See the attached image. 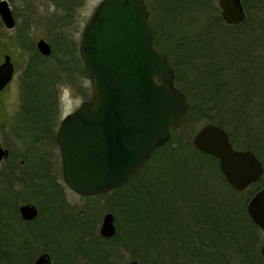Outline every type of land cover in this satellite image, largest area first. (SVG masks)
<instances>
[{"label":"trees","instance_id":"1","mask_svg":"<svg viewBox=\"0 0 264 264\" xmlns=\"http://www.w3.org/2000/svg\"><path fill=\"white\" fill-rule=\"evenodd\" d=\"M48 1L56 9L51 14L31 12L15 24L18 45L27 52L18 74L25 110L40 112L42 127L55 120L45 112L58 113L59 86L66 85L83 100L92 95L91 84L83 82L89 76L78 38L70 30L82 0ZM144 1L154 44L169 57L175 85L189 102L187 115L125 184L95 194L109 195L103 206L114 217L112 236L98 234L101 217L90 209L86 221L71 218L66 240L56 241L54 250L46 245L42 250L50 252L52 264H73L76 257L89 264L124 259L138 264H264L260 228L246 212L249 198L264 186V67L251 62L242 37L260 0H240L246 17L238 24L223 21L215 0ZM33 26L45 28L49 55L36 49ZM2 28L0 20V35ZM206 122L224 128L233 147L254 152L263 165L258 181L237 192L225 180L217 158L192 145L195 131ZM228 240L238 255L233 261L225 249ZM165 246L172 259L162 256ZM1 252L0 264H31L29 254Z\"/></svg>","mask_w":264,"mask_h":264},{"label":"water","instance_id":"2","mask_svg":"<svg viewBox=\"0 0 264 264\" xmlns=\"http://www.w3.org/2000/svg\"><path fill=\"white\" fill-rule=\"evenodd\" d=\"M217 2L226 23L237 24L245 18L240 0ZM0 19L6 28L15 25L7 0H0ZM35 47L42 55L51 52L44 38H39ZM78 52L92 95L60 119L55 141L64 183L78 194L93 195L125 184L152 151L169 139L171 130L182 124L189 102L175 85L169 57L154 44L144 0H100L82 26ZM13 72L10 56L5 54L0 62V89ZM192 145L217 158L221 173L234 190H243L263 173L254 152L233 147L226 130L215 123L200 125ZM20 211L29 218L35 208L24 204ZM246 212L264 231V186L249 198ZM114 233L113 214L106 211L98 234L110 237ZM260 253L264 258V238ZM33 264H50L49 254L40 253ZM126 264L138 261L131 259Z\"/></svg>","mask_w":264,"mask_h":264},{"label":"flooded vegetation","instance_id":"3","mask_svg":"<svg viewBox=\"0 0 264 264\" xmlns=\"http://www.w3.org/2000/svg\"><path fill=\"white\" fill-rule=\"evenodd\" d=\"M259 5L258 9H261L262 14H250L251 21L245 29L252 34L245 33L244 38L249 47L248 53L253 50L252 45H255V48L256 45L260 46L255 54L250 52L251 61L264 67V0H260ZM11 12L14 16L12 9ZM256 29H259L257 33ZM5 54L7 53L0 54V62ZM13 81L11 78L0 89V250L2 254L17 252L9 245L17 242H20V245L27 239L34 243L44 242L47 248L52 250L56 241L66 240L65 235L69 232L71 218L79 221V217H82L83 221H86L88 204L81 202L78 211L66 205L63 207L65 197L57 186V178L63 181V177L62 173L61 176L57 173L58 162L61 171V161L55 141L61 117L58 118L56 111L45 112V117L53 116L55 120L50 127H42L41 113L25 110L23 82L18 79L16 90L12 91L10 85ZM10 91L13 94H9V97L13 100L7 99ZM63 184L80 199L95 196L78 194L68 188L64 181ZM24 204L34 206L33 216L27 218L22 215L20 207ZM263 238L264 231L260 228L261 243ZM19 249H22L20 254L24 253L22 244ZM42 252L49 254L52 264L50 252L41 248L37 255Z\"/></svg>","mask_w":264,"mask_h":264},{"label":"rangeland","instance_id":"4","mask_svg":"<svg viewBox=\"0 0 264 264\" xmlns=\"http://www.w3.org/2000/svg\"><path fill=\"white\" fill-rule=\"evenodd\" d=\"M7 1L9 2L11 9L15 13L14 15H15L16 23H18V24L23 22L24 18L27 17V15L31 12L32 13L37 12L41 16H46V15L48 16L49 14H51V12L56 10L54 7V4L48 0H7ZM99 1L100 0H82V3L76 8V12L74 15V22L71 24L70 30H71L72 34L74 36H76L77 38H79V36H80V32H81V29H82L84 22L88 18L93 7ZM214 3L217 4L216 0ZM260 13L262 14L261 9H255V10H252L250 14L256 15V14H260ZM219 14H220V9H219ZM198 19L201 20L200 17ZM16 26L17 25H15L13 28H9V29H7L3 26V28H2L3 34L0 35V54L2 52L9 54L10 58L14 64V75L12 77V79L14 81L10 85L12 91L16 90L17 80L19 79L18 74L22 70V68L26 62V58H27V52L23 48L19 47V45H18V40H17V37L15 36ZM165 28H168V25H166ZM162 31L164 32V30H162ZM258 31H259V29H256L255 33H257ZM245 33L249 34L250 32H247L245 30L242 34V37H245ZM250 34H252V33H250ZM45 35H46V32H45L44 27H42V26H39V27L33 26L32 27L31 36L34 39V43L39 38H44L46 40ZM165 36H166V34H164V36L162 35V37H164L166 40ZM164 46L167 47V43L165 41H164ZM252 46H254V48L250 52H254V54H255L258 51V49L260 48V46L256 45L257 46L256 48H255V45H252ZM252 46H250V47H252ZM250 52H249V56H252L250 54ZM251 62H253V61H251ZM254 77H255V75H254ZM256 79H259V76H257ZM83 82L85 85H88L89 83L91 84L90 79H87V78H85L83 80ZM12 91H10V93L8 92L7 99L9 98L10 100H13L11 96L9 97V94L10 95L13 94ZM5 98H6V96H4L3 99H5ZM81 100H82V98L80 96H78L75 92H73L66 85L59 86L58 118L64 116L68 112H71L81 102ZM9 110H10V108H9ZM235 139L237 141L240 140V138L238 136H236ZM237 148H239V147L237 146ZM263 176H264V174H263ZM57 186L61 189V191L63 192L64 197H65V203L63 204L64 208L66 205V207H71V209L74 208L75 211H78L79 207H80L79 206L80 203L84 201L86 204H88V211H90V209H91V212H94L95 216L102 217L103 213L106 212V210H104L103 205H104L105 201L108 200L109 195L95 196V197H90L87 199L86 198L80 199V197L78 195H76L75 193H72V191L68 190L65 187L61 178H57ZM212 188L213 187H211V190H212ZM241 191L242 190L237 191V192H241ZM87 215H89V214H87ZM98 226H99V224H98ZM97 231H98V229H97ZM19 243L20 242L11 243L9 246H10V248L17 251L20 254L22 249H19V247H21V244H22V246L24 248L23 252L26 255L29 254L31 257V264H33V260L35 259L36 255L39 253L41 248H43L46 245L44 242H40V243L35 242L34 243L29 239H27L24 243H21L20 245H19ZM260 243H261V241H259V245H260ZM225 249L227 250V252L229 251L231 254V258L229 260L233 261L238 257V255L235 254V251L233 250V244L231 243V240L228 242V245L225 247ZM52 250H54V249L52 248ZM169 254H170V247L165 246V249H164V252L162 253V256H165L167 259H172V257H169ZM124 260L125 261L119 260V261L115 262L114 264H126L128 260L127 259H124ZM82 262H83L82 258L76 257L73 264H81Z\"/></svg>","mask_w":264,"mask_h":264}]
</instances>
